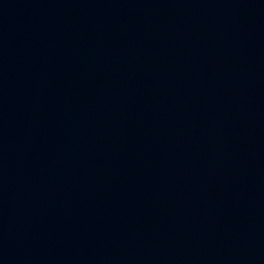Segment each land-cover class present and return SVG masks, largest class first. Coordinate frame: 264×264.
Returning a JSON list of instances; mask_svg holds the SVG:
<instances>
[{"label": "water", "instance_id": "water-1", "mask_svg": "<svg viewBox=\"0 0 264 264\" xmlns=\"http://www.w3.org/2000/svg\"><path fill=\"white\" fill-rule=\"evenodd\" d=\"M0 264H264V0H0Z\"/></svg>", "mask_w": 264, "mask_h": 264}]
</instances>
